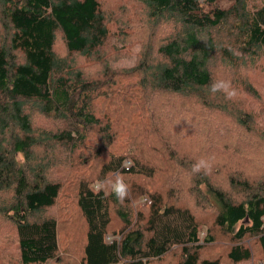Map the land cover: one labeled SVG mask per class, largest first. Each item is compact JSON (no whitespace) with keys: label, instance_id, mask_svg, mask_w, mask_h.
I'll use <instances>...</instances> for the list:
<instances>
[{"label":"trees","instance_id":"trees-1","mask_svg":"<svg viewBox=\"0 0 264 264\" xmlns=\"http://www.w3.org/2000/svg\"><path fill=\"white\" fill-rule=\"evenodd\" d=\"M220 1L136 0L146 23L164 30L162 41L152 52L143 47L135 69L118 74L105 68L99 81L86 77L75 62L80 56L83 62L101 64L100 48L110 32L98 0H0V189L8 192L0 214L12 225L19 264H46L60 257L64 244L59 238L70 219L62 206L54 216L44 213L64 199L62 182L49 169L65 157L88 169L73 177L72 197L63 202H74L81 219L78 264H163L167 258L170 264H264V180L254 173L255 163L242 157L256 155L254 145L251 151L229 146L220 160L209 162L212 150L202 155L191 151V146L207 143L205 133L204 141L202 133L181 134L176 123L167 128L176 129L169 137L159 136V128L131 122L134 127L125 131L130 130L126 135L132 141L125 151L114 150L113 124L124 116L122 110L113 106V117L109 99L98 112L108 98L116 103L121 98L127 108L125 96L142 88L189 98L202 110L198 120L211 106H231L237 125L258 141L264 155V131L256 129L254 114L233 108L220 92L210 91L209 65L236 68L231 85L258 98L244 69L264 61V2L224 0L228 4L221 6ZM55 44L64 49L63 57L54 52ZM116 75L126 81L135 76V81L116 90ZM33 112L50 127L31 123ZM197 119H190L192 130L200 126ZM177 136L191 141L183 144ZM137 138L151 142L136 145ZM39 148L45 152L41 158L33 155ZM150 155L176 181L183 176L177 189L148 182L156 167ZM126 159L129 167L123 164ZM200 159L211 168L194 173ZM117 174L132 178L122 199L112 189L106 191ZM93 182L100 184L97 189L90 186ZM186 189L189 196L195 194L191 203L176 198ZM140 200L144 202L134 204ZM108 233L116 239L106 242ZM210 247L213 253H205Z\"/></svg>","mask_w":264,"mask_h":264},{"label":"rangeland","instance_id":"rangeland-1","mask_svg":"<svg viewBox=\"0 0 264 264\" xmlns=\"http://www.w3.org/2000/svg\"><path fill=\"white\" fill-rule=\"evenodd\" d=\"M257 1L264 2V0ZM98 2L100 4L102 12L106 13L108 15L107 17H109L107 18V20H105V26L107 30H109L108 32H110L108 33L107 39L104 40L100 48L101 64L93 59L89 60L88 62H83L84 58L80 56L76 57L77 60L75 59V62L76 64H81V69L86 77L92 78L94 80L100 79L99 81H101L103 79L101 78V73L105 72V68L110 67L111 70L118 71V74L124 70L130 71L132 69H135L142 56L143 47L147 46L148 50L152 52L156 48L157 44L162 41L161 35L164 30L159 27L154 29L146 23L145 17H141L142 10L140 9V6L137 4L136 0H98ZM218 3L221 6H227L228 4L224 0H221ZM1 16L2 15L0 14V33H3L4 28L2 25ZM54 52L58 56H64V49L60 44L54 45ZM16 59L17 61L20 60L18 54L16 55ZM254 63L250 64L251 66H248V64H246L248 68L244 70L248 72L245 73L248 78V82L250 84H253L255 89L258 90V98H256L255 96H251L250 93L247 94L246 92L244 93L245 95H243L239 91H236L237 95L233 99H227L225 97V94L220 92V94L223 96H220V98H224L229 101V103H231L232 107L235 109L238 108L243 110L244 112H250V114H254L256 120V129H262V131H264V89L261 88V86L264 85V61H262L261 59L259 61L256 60V62ZM253 64L254 71H251V67ZM209 65L213 67V82L219 80L229 81L231 77H234L237 74L236 68H223L218 63H210ZM250 74L253 75L250 76ZM113 80V88L122 91L124 88H122L120 84H132L135 81V76L126 81L124 78L116 75ZM127 89L131 90L130 88ZM109 99L112 100V105L110 106L111 109L109 108L111 111H113V106H118V108L122 110V115L127 116V118H123L124 116H120L117 120H115L116 123L113 122V130L117 131L116 136L114 137V147L112 146V148H115L114 150L125 151L129 141H132V139L126 135V132L130 130L125 131V129L127 128L134 127L129 126L131 122L136 123V125L148 124L149 126L159 128L160 131L157 132L160 133L159 136L166 137H169V134L173 133L172 131L176 130L173 129L174 127L170 129L167 128L169 126H175L176 123H178L177 129L183 128L179 130L181 134L193 133L191 135L193 137L197 136L198 133H202L203 141L204 133L206 134L207 143L205 144L204 141L203 145L195 144L194 147L191 146V151L193 152L194 150L195 153H198V155H202L205 153V151L212 150V153H210L208 157L209 162L213 158L220 160V158L224 156V151L227 150L229 146L233 145L244 151H251L254 145L257 154L252 156L249 154H244V156L242 157L246 163H255V167L253 169L254 173L256 174L258 179L264 180V155H262L261 149L257 146L258 141H255L252 137L248 138L245 136V130L240 128L235 122L236 120L233 119V109L231 108V106H229V108L228 106H211L205 111L203 117L198 120V109L199 111L202 110L200 109V106H198L197 103L194 102L196 104L195 106L192 100H190L189 98H182L180 95H168L142 88L139 90L131 91L125 96L124 99H126L128 102L127 108L123 107L120 104L121 98H119V101H117V103L115 100L116 98H108L105 99V101H101L98 112L103 110ZM115 113L113 111V117L115 116ZM185 114H188V116L186 117ZM31 116V123L36 120V124L38 126H42L44 128L50 127V122H47L46 120H38L41 118L38 116L37 112H33ZM113 117L111 119H113ZM134 117L141 119V121L136 119L133 120ZM194 118L199 121L200 125L196 130H192L189 126L191 122L190 119ZM182 121H184L187 125L185 128ZM205 128L207 129L206 131ZM148 138L141 141L140 138H137L136 145H146V143L154 141V139L151 138L150 141ZM174 139L177 141L184 140L183 144L185 143V141H191V137L179 138V136H177ZM193 139L196 140L195 138ZM55 147L56 145L54 146V148ZM186 150L189 152V147ZM262 152L264 153V150ZM44 154V150L40 148L33 150V155H35L36 157L41 158ZM47 154L51 155L52 157V154ZM150 156L153 159L152 161L155 162L154 164H156V167L155 169H153L154 175L148 182L153 183L156 186L160 185L169 189H177L176 183L183 181V176H180V180L176 181L177 177L172 174L170 170H168L167 168L160 169L158 166V162H156L157 158L153 157V155ZM14 157L15 161L18 164H22L24 166L25 162L20 158V156ZM71 159H73V157L70 159H66L65 157L60 161V165H52L49 169V173L52 176H58L59 180L62 182L61 191L64 199L60 202L58 201V203L54 205V209H50L49 212H45L44 215L54 216L56 214L55 210L62 206L61 208L62 212H64V216H66L67 221L69 219L70 220L66 222V227H63V229L65 230L67 227H69L68 231H66V233L63 232V236L59 238V240L64 244L63 247H65L67 251L63 252V247H61L60 243V257H58L57 260L50 261L46 264H78L80 257L79 243L82 244V240L80 234L78 233V230L80 229V226L82 228V224L79 217V212L73 206L74 202L66 204H64L63 202H66V198L72 197L73 177L78 176L80 173L88 172V169L72 164ZM127 160L128 159H126L123 163L125 167H129V162ZM191 173L193 174V172ZM122 179L125 184L126 182H132L131 177ZM115 180L111 181V183L115 182ZM111 183L108 189L106 188L107 193L111 190ZM99 185L100 184L98 182H93L90 186H92L94 189H97ZM190 186L193 189L194 185L191 184ZM187 190L188 189L184 191L183 195L176 194L177 199H182L180 202H192L190 198L195 196V194L189 196L188 193H186ZM7 197L8 192L4 191V189H0V204H3ZM141 202L144 201L140 200L139 202H135L134 204H140ZM204 232L205 229L203 227L200 234L204 235ZM105 238L106 242H111L116 239V237H114L110 233H108ZM77 240L79 241V243L77 242ZM14 245L15 243L12 225L4 215L0 214V264H19L16 261V251ZM205 253H213L211 251V247L209 248V250H205ZM212 256V254L209 255V258ZM168 259L169 258H167V261L163 264H170L172 262V260ZM152 264H162V262L158 263L156 261ZM174 264H176L175 260Z\"/></svg>","mask_w":264,"mask_h":264},{"label":"clouds","instance_id":"clouds-1","mask_svg":"<svg viewBox=\"0 0 264 264\" xmlns=\"http://www.w3.org/2000/svg\"><path fill=\"white\" fill-rule=\"evenodd\" d=\"M210 91L213 94L222 92L225 94V97L227 99H233L237 95V92L232 87L231 82L226 80H219L214 82L210 87ZM210 168L211 165L207 160L200 159L193 165L192 171L194 173H199L202 170H210ZM111 189L117 196V198L122 199L126 195L127 185L124 183L123 179L119 177L118 174L115 182L111 184Z\"/></svg>","mask_w":264,"mask_h":264}]
</instances>
